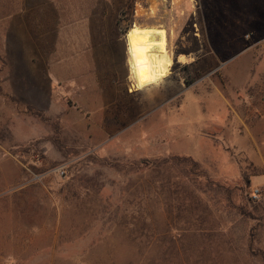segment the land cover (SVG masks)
Returning <instances> with one entry per match:
<instances>
[{"label": "rangeland", "instance_id": "rangeland-1", "mask_svg": "<svg viewBox=\"0 0 264 264\" xmlns=\"http://www.w3.org/2000/svg\"><path fill=\"white\" fill-rule=\"evenodd\" d=\"M0 264H264V0H0Z\"/></svg>", "mask_w": 264, "mask_h": 264}, {"label": "bare ground", "instance_id": "bare-ground-1", "mask_svg": "<svg viewBox=\"0 0 264 264\" xmlns=\"http://www.w3.org/2000/svg\"><path fill=\"white\" fill-rule=\"evenodd\" d=\"M126 37L135 89L141 79V72L147 79L142 88L169 75L174 58L169 49L168 35L165 29L134 25ZM186 59L187 57L183 54L178 56L180 62Z\"/></svg>", "mask_w": 264, "mask_h": 264}, {"label": "trees", "instance_id": "trees-1", "mask_svg": "<svg viewBox=\"0 0 264 264\" xmlns=\"http://www.w3.org/2000/svg\"><path fill=\"white\" fill-rule=\"evenodd\" d=\"M125 32L127 33L128 31L125 30ZM170 162H172V161H169V160L166 159L163 164H168ZM176 162H179V163L180 162L189 163V165H193V168L194 169H197L198 170V164H196L192 159L179 157ZM176 162L174 164H176ZM144 163H145L144 164L145 166H148L149 165L148 168H151V167H154L155 166L153 164V162H151V161H145Z\"/></svg>", "mask_w": 264, "mask_h": 264}, {"label": "clouds", "instance_id": "clouds-1", "mask_svg": "<svg viewBox=\"0 0 264 264\" xmlns=\"http://www.w3.org/2000/svg\"><path fill=\"white\" fill-rule=\"evenodd\" d=\"M130 63H131V61H130ZM130 79H131V77H130ZM146 82H147V79L145 78L144 73L141 72V79H140L139 82L136 84V87H137V88H142Z\"/></svg>", "mask_w": 264, "mask_h": 264}, {"label": "crops", "instance_id": "crops-1", "mask_svg": "<svg viewBox=\"0 0 264 264\" xmlns=\"http://www.w3.org/2000/svg\"><path fill=\"white\" fill-rule=\"evenodd\" d=\"M128 34V33H127ZM127 36V35H126ZM127 38V37H126ZM127 44H128V42H127ZM128 52H129V50H128ZM129 61H130V56H129ZM130 65H131V63H130ZM131 71H132V68H131ZM132 76H133V73H132ZM133 78V77H132ZM165 78V77H164ZM163 79V78H162ZM133 80H134V78H133ZM160 81V80H159ZM134 82V81H133ZM158 82V81H157ZM156 83V82H155ZM155 83H153V84H155ZM153 84H151V85H153ZM150 86V85H149ZM146 87H148V86H146ZM137 89V88H136ZM143 89V88H142Z\"/></svg>", "mask_w": 264, "mask_h": 264}]
</instances>
